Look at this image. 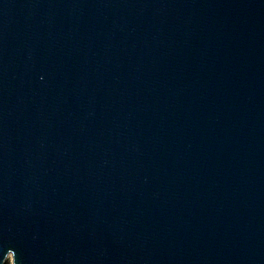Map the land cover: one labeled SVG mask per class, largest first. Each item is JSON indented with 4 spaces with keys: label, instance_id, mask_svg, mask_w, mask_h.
Segmentation results:
<instances>
[{
    "label": "water",
    "instance_id": "95a60500",
    "mask_svg": "<svg viewBox=\"0 0 264 264\" xmlns=\"http://www.w3.org/2000/svg\"><path fill=\"white\" fill-rule=\"evenodd\" d=\"M264 264V0H0V264Z\"/></svg>",
    "mask_w": 264,
    "mask_h": 264
},
{
    "label": "rangeland",
    "instance_id": "374dc122",
    "mask_svg": "<svg viewBox=\"0 0 264 264\" xmlns=\"http://www.w3.org/2000/svg\"><path fill=\"white\" fill-rule=\"evenodd\" d=\"M9 263L11 264V258L8 259Z\"/></svg>",
    "mask_w": 264,
    "mask_h": 264
},
{
    "label": "trees",
    "instance_id": "16d2710c",
    "mask_svg": "<svg viewBox=\"0 0 264 264\" xmlns=\"http://www.w3.org/2000/svg\"><path fill=\"white\" fill-rule=\"evenodd\" d=\"M5 264H10L9 261H7Z\"/></svg>",
    "mask_w": 264,
    "mask_h": 264
}]
</instances>
